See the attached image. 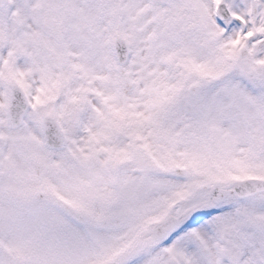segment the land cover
<instances>
[{"label":"snow or ice","instance_id":"obj_1","mask_svg":"<svg viewBox=\"0 0 264 264\" xmlns=\"http://www.w3.org/2000/svg\"><path fill=\"white\" fill-rule=\"evenodd\" d=\"M0 264H264V0H0Z\"/></svg>","mask_w":264,"mask_h":264}]
</instances>
